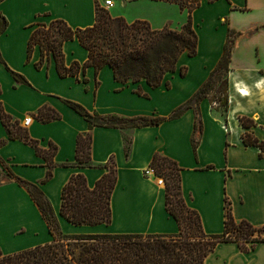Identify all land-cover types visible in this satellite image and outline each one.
<instances>
[{"label": "crops", "instance_id": "obj_1", "mask_svg": "<svg viewBox=\"0 0 264 264\" xmlns=\"http://www.w3.org/2000/svg\"><path fill=\"white\" fill-rule=\"evenodd\" d=\"M107 11L127 23L145 21L154 30H179L190 16L197 36L193 57L181 55L176 71L164 76L160 86L144 81L122 84L104 66L97 73L87 67L76 77H60L52 54L38 68L41 51L34 46L27 59L32 32L39 24L63 20L72 29L91 27L95 0H4L0 15L7 21L0 34V107L43 151L55 147L52 175L45 160L29 144L9 139L0 119V251L3 255L51 242L41 213L26 189L9 175L38 186L48 200L59 229L68 235L141 234L171 235L176 221L165 209L164 186L143 171L154 155L164 156L180 168V188L186 205L196 211L206 234H220L224 226V200L230 202L236 221L264 225V152L245 147L244 129L238 117L257 124L251 129L264 146V0H200L190 13L170 0H111ZM104 2V1H103ZM102 7L103 3H102ZM105 9V8H104ZM231 29L235 38L228 73L229 106L225 116L213 110L207 99L198 106L201 130L194 131L192 109L179 118L136 129L95 127L91 134L92 168L64 167L75 160L76 139L87 133V122L63 100L83 106L88 112L122 117H167L186 102L204 83L217 64ZM64 64H83L87 51L77 39L63 43ZM185 69L184 76L180 75ZM11 72L23 77L17 81ZM166 83L168 84L166 86ZM59 114L43 123L36 117L41 108ZM30 117L25 126L24 119ZM226 120V121H225ZM131 139L128 157L123 138ZM198 140L194 152L191 138ZM110 158L116 167V184L110 198L109 225L68 223L60 216L61 190L73 175L81 174L89 189L105 173ZM204 264H264V242L242 252L236 243L223 242L205 258Z\"/></svg>", "mask_w": 264, "mask_h": 264}, {"label": "trees", "instance_id": "obj_2", "mask_svg": "<svg viewBox=\"0 0 264 264\" xmlns=\"http://www.w3.org/2000/svg\"><path fill=\"white\" fill-rule=\"evenodd\" d=\"M4 0H0L2 2ZM188 12L199 4L200 0H170ZM212 1V0H209ZM7 26L6 19L0 15V34ZM239 33L229 29L223 46V52L209 76L194 94L182 105L174 109L167 117L127 118L115 114L100 115L88 112L83 106L63 100L65 105L80 115L88 124L89 132L79 134L76 139L74 163L63 165L74 168H92L91 134L95 128L136 129L158 125L179 118L185 111L192 109L195 114L194 131L201 130L198 106L207 99L213 110L223 116L229 106L228 73L235 38ZM77 39L87 51L88 59L83 63L64 64L62 45ZM41 51L40 67L43 60L52 54L58 75L72 76L78 79L87 67L97 73L104 66L113 71L114 79L122 84L144 81L151 88L161 85L167 74L176 71L181 55L193 57L197 50V36L190 16L179 30L164 27L154 30L145 21L127 23L121 17H112L99 0H95V21L91 27L72 29L63 20H52L48 25L39 24L32 32L27 59L34 46ZM17 81L25 82L23 77L11 72ZM181 68L180 75L184 76ZM168 84L166 83V86ZM36 117L46 123L60 118L49 108H41ZM0 119L9 139H18L33 147L47 166L44 180L52 175L55 147L43 151L36 141L31 140L16 122L3 113L0 107ZM226 121V120H225ZM239 125L244 129L241 141L245 147H256L259 156L263 155V142L258 140L252 128L257 127L254 120L246 116L238 117ZM124 154L128 157L131 139L123 138ZM195 152L198 140L191 138ZM150 167L165 182V209L178 225V232L171 235L141 234H63L57 223L51 205L38 186L28 183L10 172L8 175L25 188L45 221L51 242L32 249L3 255L0 251V264H204L205 258L219 243L234 242L242 252H249L256 244L264 242V225L253 226L246 220L236 221L231 213L230 202L224 200V226L220 234H206L201 226L198 213L189 208L181 194L180 168L176 162L154 155ZM105 170L92 189L86 185L81 174L73 175L61 190L60 216L68 223L79 225H109L111 222L110 198L116 184V167L113 158L101 166Z\"/></svg>", "mask_w": 264, "mask_h": 264}, {"label": "built area", "instance_id": "obj_3", "mask_svg": "<svg viewBox=\"0 0 264 264\" xmlns=\"http://www.w3.org/2000/svg\"><path fill=\"white\" fill-rule=\"evenodd\" d=\"M103 6L106 10H108L109 8H111L113 6V3L111 0H104L103 2ZM31 121V118L30 117H26L24 119V125L27 126ZM143 175L145 176V178H152L156 181L157 185L159 186H164V182H163V179L162 177L156 175V171L154 168L152 167H149L147 169H145L143 171Z\"/></svg>", "mask_w": 264, "mask_h": 264}, {"label": "rangeland", "instance_id": "obj_4", "mask_svg": "<svg viewBox=\"0 0 264 264\" xmlns=\"http://www.w3.org/2000/svg\"><path fill=\"white\" fill-rule=\"evenodd\" d=\"M104 0H99V4L102 6V3H103ZM163 179V178H162ZM163 182H164V179H163ZM164 188H165V182H164Z\"/></svg>", "mask_w": 264, "mask_h": 264}]
</instances>
